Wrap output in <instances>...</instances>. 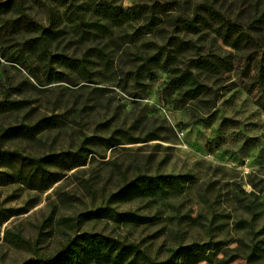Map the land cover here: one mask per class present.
<instances>
[{"label":"rangeland","instance_id":"rangeland-1","mask_svg":"<svg viewBox=\"0 0 264 264\" xmlns=\"http://www.w3.org/2000/svg\"><path fill=\"white\" fill-rule=\"evenodd\" d=\"M71 1L0 0V101L26 102L0 113V130L44 117L57 122L32 140L1 139L0 150L85 158L55 169L59 175L44 191L27 187L26 162L0 168V264L53 256L84 232L137 246L135 264L146 263L142 254L159 264H189L183 249L211 242L217 249L205 247L207 259L197 264L231 256L229 264H264V0H107L133 19L121 27L109 23L110 31L94 38L63 15ZM74 2L87 21L99 19L93 1ZM153 2L162 7L151 12ZM204 2L239 24L254 45L234 50L211 31L187 32L182 18ZM51 10L61 19L52 51L80 57L94 46L104 49L90 81L57 65L48 75L37 35L7 24L24 13L48 27ZM179 41L185 48L173 66L189 67L206 87L185 102L166 88L168 74L158 61L151 76H134L144 57L161 62ZM154 175L188 179L158 195L120 193L132 180ZM125 212L143 219L117 217ZM250 248L256 256L249 261Z\"/></svg>","mask_w":264,"mask_h":264},{"label":"trees","instance_id":"trees-1","mask_svg":"<svg viewBox=\"0 0 264 264\" xmlns=\"http://www.w3.org/2000/svg\"><path fill=\"white\" fill-rule=\"evenodd\" d=\"M96 1V0H91ZM75 2L72 0L64 10V16L71 20L74 29H78L83 35H91L93 38L97 35L110 31L109 23L113 26L121 27L124 22L132 20V14L124 11L122 7L115 6L111 1L98 0L94 2L90 8L92 12L98 14L97 20L87 21L84 14H79ZM155 7L160 9L162 6L157 2L150 5V11L153 12ZM48 27L41 26L28 15L21 13V17L17 20L8 22L11 28L16 25L23 30L35 33V47L38 50L39 60L42 61L45 71L51 75L54 66L71 71L78 74L84 80L90 81L92 78V65L94 58L105 59L106 53L103 48L94 46L85 51L80 57L68 56L66 54L52 51L51 39L56 34V26L60 24V17L51 10ZM154 18V17H153ZM105 20V21H102ZM152 21V20H151ZM182 27L191 34H199L203 31H211L218 36L224 44L234 50H242L252 47L254 39L252 36L244 32L240 25L232 22L223 16L213 4H198L192 11L190 17L182 18ZM58 33V32H57ZM184 42L179 41L173 44V49L166 51L164 59H156V56H146L143 62L138 66L134 76L139 78L143 74L152 75V64L158 61L161 70L168 74L166 88L172 92L179 94L180 101H190L197 99L206 89L192 74L189 67L178 68L173 66L176 61V55L184 50ZM22 53V52H21ZM24 54L20 57L23 59ZM207 64L212 71L217 70L214 61H204L201 66ZM55 72V71H54ZM57 75V73H55ZM24 101H0V113L5 114L12 111H18L25 107ZM56 120L53 117H44L38 119L32 124H18L8 126L0 130L1 139H21L32 140L44 130L54 127ZM84 157V156H83ZM10 160L17 162H26L30 169L26 180L29 189L44 191L58 177L59 172L71 169L79 162H85L80 153H72L70 151L49 153L43 156H27L19 151H2L0 150V168L4 167ZM57 169L59 172H57ZM185 175H154L141 176L129 182L120 193L127 195H138L144 197L146 195H158L164 193V186H172L187 181ZM117 217L125 219H134L138 221L140 218L132 213L125 212L117 214ZM211 246L210 250H216V243L206 245H194L191 248H184L181 252L185 260L190 264L202 262L206 256L205 247ZM133 257L129 260V256ZM141 253L137 246L132 244H124L119 240L96 233H81L72 238L68 244L59 250L55 255L29 260L23 264H135V255ZM256 256L254 248H250L247 259L250 261ZM145 264H159L151 261L147 256L142 254ZM234 257L222 259L218 264H229ZM170 263L171 260L164 262Z\"/></svg>","mask_w":264,"mask_h":264}]
</instances>
